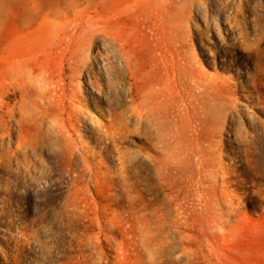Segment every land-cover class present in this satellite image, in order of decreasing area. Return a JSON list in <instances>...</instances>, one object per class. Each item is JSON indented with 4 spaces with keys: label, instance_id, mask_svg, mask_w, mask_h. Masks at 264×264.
<instances>
[{
    "label": "rangeland",
    "instance_id": "rangeland-1",
    "mask_svg": "<svg viewBox=\"0 0 264 264\" xmlns=\"http://www.w3.org/2000/svg\"><path fill=\"white\" fill-rule=\"evenodd\" d=\"M0 264H264V0H0Z\"/></svg>",
    "mask_w": 264,
    "mask_h": 264
},
{
    "label": "bare ground",
    "instance_id": "bare-ground-1",
    "mask_svg": "<svg viewBox=\"0 0 264 264\" xmlns=\"http://www.w3.org/2000/svg\"><path fill=\"white\" fill-rule=\"evenodd\" d=\"M61 128H62V127H61ZM62 129H63V128H62ZM68 133H69V132H68ZM158 141H159V140H158ZM158 141H157V142H158Z\"/></svg>",
    "mask_w": 264,
    "mask_h": 264
}]
</instances>
